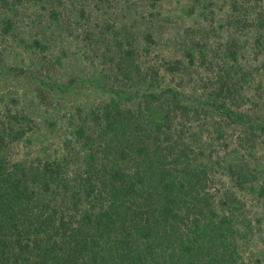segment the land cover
<instances>
[{"label":"rangeland","instance_id":"obj_1","mask_svg":"<svg viewBox=\"0 0 264 264\" xmlns=\"http://www.w3.org/2000/svg\"><path fill=\"white\" fill-rule=\"evenodd\" d=\"M262 19L264 0H23L0 8V131L20 114L13 119L20 123L10 143L14 160L66 158L69 176H79L87 135L97 130L111 100L135 106L152 89L179 90L185 136H207L200 108L227 83L219 98L255 123L248 138L256 170L241 190L226 165L217 166L207 188L214 200L238 192L245 202L241 212L262 222L247 249L255 252L264 236V193L251 188L264 184ZM127 52L150 84L126 74L132 64L121 60ZM216 114H210L214 123ZM241 125L229 122L224 143L215 142L221 161L224 148L241 149Z\"/></svg>","mask_w":264,"mask_h":264},{"label":"trees","instance_id":"obj_2","mask_svg":"<svg viewBox=\"0 0 264 264\" xmlns=\"http://www.w3.org/2000/svg\"><path fill=\"white\" fill-rule=\"evenodd\" d=\"M22 1L0 0V8ZM133 54L121 60L132 64L126 74L150 84ZM226 86L200 108L207 136H185L177 89H152L135 106L111 100L87 135L85 170L74 178L66 158L14 160L20 114L9 118L0 131V264H264V236L247 252L262 222L241 212L238 192L214 200L207 188L217 166L225 164L241 190L256 170L248 138L255 123L219 98ZM236 119L241 149L224 148L223 162L216 143ZM251 188L264 193V184Z\"/></svg>","mask_w":264,"mask_h":264}]
</instances>
